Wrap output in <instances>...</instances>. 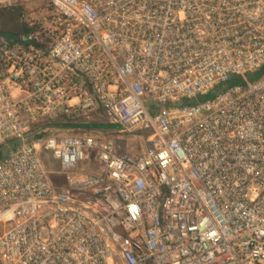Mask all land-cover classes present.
Segmentation results:
<instances>
[{"label":"built area","instance_id":"obj_1","mask_svg":"<svg viewBox=\"0 0 264 264\" xmlns=\"http://www.w3.org/2000/svg\"><path fill=\"white\" fill-rule=\"evenodd\" d=\"M17 8L0 37V264H264V76L247 80L264 0H0ZM97 115L145 149L52 127Z\"/></svg>","mask_w":264,"mask_h":264},{"label":"rangeland","instance_id":"obj_2","mask_svg":"<svg viewBox=\"0 0 264 264\" xmlns=\"http://www.w3.org/2000/svg\"><path fill=\"white\" fill-rule=\"evenodd\" d=\"M12 11L19 13L20 16L24 13V9H22V8H17V10H12ZM18 23H19V21H18ZM90 124L106 125V121L101 115H97V116L93 117V119L90 121ZM66 127L70 128L72 126L70 124H67ZM87 130L102 131L100 128H91V129H87ZM103 130L109 132V130L107 128H104ZM110 133L111 134H109V137L113 138V140H115L116 145H117V149L121 153L127 152V153H131V154H139L146 147L145 142H146L147 134H145V132L143 133L140 131L130 130V131H126L125 133H122V134H117L116 131L111 130ZM40 158L43 161L45 170L48 172L52 181L56 185H59V186L65 185V181H63L61 178H59L54 173L57 171V167H56L55 163H53L49 157H45L44 155H42ZM91 160H92L91 164H93V157H91ZM83 169L95 171L96 168L93 165H89V166L83 167Z\"/></svg>","mask_w":264,"mask_h":264},{"label":"trees","instance_id":"obj_3","mask_svg":"<svg viewBox=\"0 0 264 264\" xmlns=\"http://www.w3.org/2000/svg\"><path fill=\"white\" fill-rule=\"evenodd\" d=\"M19 21V23H18ZM21 28V23H20V14L16 13L15 11L12 10H2L0 9V32H13V33H18ZM264 76V68L254 72L251 75L247 76L248 82H254L261 77ZM243 85V81L239 78H233L231 79L227 84L222 85L218 88L217 91H225L228 88L234 87V86H240ZM214 96L213 93L208 94L204 98H199L197 101H202V100H210ZM84 129H91V128H109V129H117L113 125H101V124H87L82 126ZM68 128V127H67Z\"/></svg>","mask_w":264,"mask_h":264},{"label":"crops","instance_id":"obj_4","mask_svg":"<svg viewBox=\"0 0 264 264\" xmlns=\"http://www.w3.org/2000/svg\"><path fill=\"white\" fill-rule=\"evenodd\" d=\"M67 124H70L72 127H66ZM62 126V127H61ZM82 126H84V124H75L72 121H70L69 119H67L66 117H59L53 124L52 127L55 128H59L65 132L71 133V134H82L84 132H86L87 129H84ZM109 131L113 130L115 131L116 129H109L107 128ZM103 130V129H101ZM105 131V130H104ZM83 169V167H82ZM86 170V169H83ZM87 171V170H86Z\"/></svg>","mask_w":264,"mask_h":264},{"label":"water","instance_id":"obj_5","mask_svg":"<svg viewBox=\"0 0 264 264\" xmlns=\"http://www.w3.org/2000/svg\"><path fill=\"white\" fill-rule=\"evenodd\" d=\"M0 37L4 38L5 40H7L10 43H13L15 38H16V35L11 33V32L3 31V32H0Z\"/></svg>","mask_w":264,"mask_h":264}]
</instances>
